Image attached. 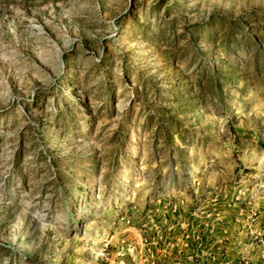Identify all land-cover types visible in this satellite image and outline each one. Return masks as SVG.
I'll return each instance as SVG.
<instances>
[{"label": "rangeland", "instance_id": "rangeland-1", "mask_svg": "<svg viewBox=\"0 0 264 264\" xmlns=\"http://www.w3.org/2000/svg\"><path fill=\"white\" fill-rule=\"evenodd\" d=\"M263 199L264 0H0V264L195 263Z\"/></svg>", "mask_w": 264, "mask_h": 264}, {"label": "crops", "instance_id": "crops-1", "mask_svg": "<svg viewBox=\"0 0 264 264\" xmlns=\"http://www.w3.org/2000/svg\"><path fill=\"white\" fill-rule=\"evenodd\" d=\"M255 208L235 213V219L212 230L210 248L198 251L195 263L182 257V264H263L264 199Z\"/></svg>", "mask_w": 264, "mask_h": 264}, {"label": "trees", "instance_id": "trees-1", "mask_svg": "<svg viewBox=\"0 0 264 264\" xmlns=\"http://www.w3.org/2000/svg\"><path fill=\"white\" fill-rule=\"evenodd\" d=\"M224 44H225V47H226V48H227L228 46H230V45H231V43H230V38H229V39H226L225 42H224Z\"/></svg>", "mask_w": 264, "mask_h": 264}, {"label": "built area", "instance_id": "built-area-1", "mask_svg": "<svg viewBox=\"0 0 264 264\" xmlns=\"http://www.w3.org/2000/svg\"><path fill=\"white\" fill-rule=\"evenodd\" d=\"M262 263L264 264V251L262 253V257H261Z\"/></svg>", "mask_w": 264, "mask_h": 264}]
</instances>
